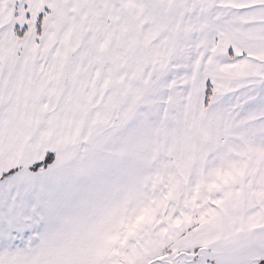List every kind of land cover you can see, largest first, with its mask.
<instances>
[{"label":"snow or ice","instance_id":"obj_1","mask_svg":"<svg viewBox=\"0 0 264 264\" xmlns=\"http://www.w3.org/2000/svg\"><path fill=\"white\" fill-rule=\"evenodd\" d=\"M0 264H264V0H0Z\"/></svg>","mask_w":264,"mask_h":264}]
</instances>
